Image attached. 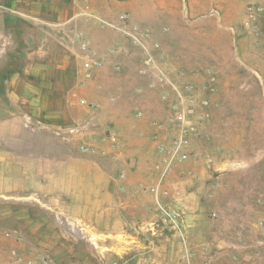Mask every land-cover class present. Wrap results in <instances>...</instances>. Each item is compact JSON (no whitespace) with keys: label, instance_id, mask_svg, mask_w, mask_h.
I'll list each match as a JSON object with an SVG mask.
<instances>
[{"label":"rangeland","instance_id":"obj_1","mask_svg":"<svg viewBox=\"0 0 264 264\" xmlns=\"http://www.w3.org/2000/svg\"><path fill=\"white\" fill-rule=\"evenodd\" d=\"M179 5L205 37L196 68L152 56L171 80L187 72L205 119L186 159L164 161L173 128L156 151L158 182L141 188L134 218L151 229L111 233L82 214L124 193L117 135L65 131L77 111L61 101L58 31L22 16V1L0 0V225L29 243L32 264L37 254L42 264H264V0ZM138 34L160 49L149 30Z\"/></svg>","mask_w":264,"mask_h":264},{"label":"crops","instance_id":"obj_2","mask_svg":"<svg viewBox=\"0 0 264 264\" xmlns=\"http://www.w3.org/2000/svg\"><path fill=\"white\" fill-rule=\"evenodd\" d=\"M18 1H22V16L33 19L44 29L52 26L58 31L64 58L58 69L67 93L61 101L77 111L70 116L71 125L65 131L76 135L80 132L85 137L107 130L117 135L120 147L117 165L126 176L122 182L124 193L119 192L118 199L113 200L109 196L95 197L93 207L101 214L89 211L82 215L88 221L93 217L105 218L103 232L151 229L152 226L134 219L139 207L136 202L140 201L141 188L158 182L152 174L158 167L156 151L166 144L172 128L170 110L162 95L163 86L155 83L151 72L139 73L145 51L116 29V25L119 15L126 14L133 26L149 30L150 41L160 45V49L148 47V53L157 61L168 63L172 69L191 71L196 68L191 61L197 53L196 41L205 40L196 29L199 20L187 22L179 0ZM82 42H86L87 50L82 49ZM85 62L90 63V69L83 67ZM164 183L162 189L169 185ZM4 185L0 176V191ZM158 194L154 199H158ZM7 231L10 230L0 225V264H32L29 243L14 235L7 236ZM33 257H39L41 263L42 256Z\"/></svg>","mask_w":264,"mask_h":264},{"label":"built area","instance_id":"obj_3","mask_svg":"<svg viewBox=\"0 0 264 264\" xmlns=\"http://www.w3.org/2000/svg\"><path fill=\"white\" fill-rule=\"evenodd\" d=\"M116 29L123 32L133 44L148 51L147 40L139 36L137 27L130 23L126 14L119 15ZM81 47L83 50L88 49L86 42H82ZM83 67L90 69L91 66L89 62H85ZM145 72H151L155 83L163 86L162 95L168 101L171 126L175 132L171 149L165 153L164 161L168 164L176 157L186 159L190 138L198 135L200 125L205 119L204 112L200 109L202 104L194 91L193 83L186 79L188 74L183 70L178 71V79L171 80L167 72L159 67L154 57L148 54L141 66V73ZM111 140L114 141L115 137H111Z\"/></svg>","mask_w":264,"mask_h":264}]
</instances>
